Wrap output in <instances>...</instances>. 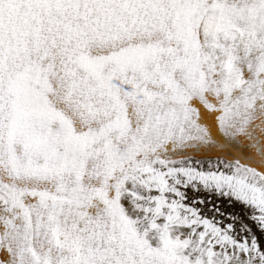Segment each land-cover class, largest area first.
<instances>
[{"label":"snow or ice","instance_id":"1","mask_svg":"<svg viewBox=\"0 0 264 264\" xmlns=\"http://www.w3.org/2000/svg\"><path fill=\"white\" fill-rule=\"evenodd\" d=\"M0 264H264V0H0Z\"/></svg>","mask_w":264,"mask_h":264}]
</instances>
